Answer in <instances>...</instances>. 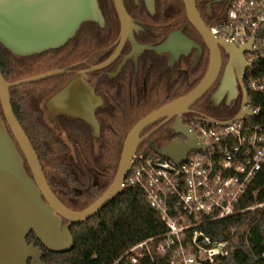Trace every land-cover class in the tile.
<instances>
[{
    "label": "trees",
    "instance_id": "16d2710c",
    "mask_svg": "<svg viewBox=\"0 0 264 264\" xmlns=\"http://www.w3.org/2000/svg\"><path fill=\"white\" fill-rule=\"evenodd\" d=\"M123 1L128 14L140 27L136 35L140 44L160 45L169 34L182 28L187 37L203 47V54L195 67V54L184 56L170 67L164 56L146 51L140 57L136 78L132 61L118 75L111 76L109 73L114 72L128 54L130 47L127 45L113 64L88 73L85 82L95 83L94 93L102 99L95 112L99 123L97 140L91 126L83 120L58 114L56 122H51L43 103L81 71L103 63L113 53L120 33L114 1L98 0L103 26L83 23L74 37L59 48L18 56L0 43V73L8 83L54 70L64 71L59 76L11 88L9 93L13 113L38 157L50 190L74 212L87 209L110 187L124 140L133 126L153 111L188 94L202 80L208 67L209 52L188 21L182 0H154L153 14L143 3L135 5L133 0ZM213 1L195 0L196 9L208 28L224 19L228 5L227 0ZM255 72H264V61L256 64ZM213 91L214 88L183 116L219 121L236 117L242 107V93L231 104L214 105ZM247 97L253 102L256 100L249 89ZM0 114L11 135L1 105ZM170 127L171 123L156 130L140 145L136 156L145 150L148 156H156L148 150V143L153 141L158 149L170 142L173 138ZM150 130L152 127L142 135ZM25 169L31 177L27 164ZM237 208L242 213L200 227L211 241L227 243L229 253L216 259L215 264H264V164L240 198ZM63 224L68 226L74 240L68 252H48L33 233L27 236V244L42 250L43 264H115L133 246L166 232L165 225L150 208L142 191L130 185H125L116 199L87 221L80 224L63 221ZM243 227V233L235 232L231 236L232 229ZM137 264H169V258L154 254L153 258L145 256Z\"/></svg>",
    "mask_w": 264,
    "mask_h": 264
},
{
    "label": "water",
    "instance_id": "95a60500",
    "mask_svg": "<svg viewBox=\"0 0 264 264\" xmlns=\"http://www.w3.org/2000/svg\"><path fill=\"white\" fill-rule=\"evenodd\" d=\"M113 1L120 21V38L111 57L104 63L92 67V71L112 63L126 41L131 44V52L123 59L114 75L121 71L129 59H133L137 67L139 56L145 51L156 54L168 53L169 65L192 49L197 50V59L200 57L201 48L180 31L169 35L159 46L138 44L133 32L140 30V27L126 11L123 0ZM182 1L188 21L209 51L205 75L188 94L153 111L133 126L124 140L112 184L101 197L81 212L66 208L50 190L38 157L18 123L10 103L11 88L59 76L64 71L54 70L14 83L6 82L0 73V105L11 132L10 135L0 114V264H43L42 250L34 244H27L26 238L30 233L35 235L48 252L70 251L74 240L63 221L69 224L83 223L120 195L138 147L149 135L141 137L142 133L157 122L161 121L153 131L174 120L171 130L175 135L182 136L185 142L174 140L160 149L151 142L148 148L156 155L180 164L185 161L190 151L200 149L201 146L195 135L189 127L180 123L179 117L209 92L218 81L222 70V51L231 59L235 56L242 66L238 81L241 82L243 92L242 106L246 105L248 99L242 84V75L247 68L244 53L250 51L251 43L236 47L233 43L216 38L201 19L195 0ZM221 1L223 0H215L213 3ZM144 2L148 11L153 14L154 0H144ZM86 22L104 25L98 0H0V43L18 56H31L59 48L71 40L80 26ZM85 73V71L80 72L52 93L45 99L43 106L51 122H56L58 114L85 121L92 127L97 140L99 124L94 112L99 98L94 96L92 86L79 82V78L82 79ZM232 80H234L232 67L228 65L219 82L220 97L226 95L228 86H231L232 91L235 92L234 84L229 85ZM234 97L235 93L227 96L226 104H229ZM245 115L250 114L243 108L236 118L241 119ZM142 155L146 156L147 152L144 151ZM25 164L31 172V177L25 169Z\"/></svg>",
    "mask_w": 264,
    "mask_h": 264
},
{
    "label": "built area",
    "instance_id": "2783aa9c",
    "mask_svg": "<svg viewBox=\"0 0 264 264\" xmlns=\"http://www.w3.org/2000/svg\"><path fill=\"white\" fill-rule=\"evenodd\" d=\"M209 30L237 47L251 43L243 86L256 100L247 97L241 107L250 115L189 120L185 126L201 148L180 164L158 155L133 158L123 187L142 191L166 232L133 246L115 264H137L154 254L167 256L169 264H215L229 253L227 243L211 241L200 227L242 213L239 200L264 164V72H255L264 61V0H228L224 19Z\"/></svg>",
    "mask_w": 264,
    "mask_h": 264
},
{
    "label": "flooded vegetation",
    "instance_id": "af4514ba",
    "mask_svg": "<svg viewBox=\"0 0 264 264\" xmlns=\"http://www.w3.org/2000/svg\"><path fill=\"white\" fill-rule=\"evenodd\" d=\"M215 1V0H214ZM213 1V2H214ZM224 1V0H223ZM228 1V0H227ZM133 2H134V4L135 5H139L140 3H143L144 5H145V2H144V0H133ZM222 2V1H221ZM123 3H124V1H123ZM218 3H220V2H218ZM125 6V5H124ZM145 7H146V5H145ZM146 9H147V7H146ZM148 10V9H147ZM127 11V10H126ZM131 17V16H130ZM133 19V18H132ZM120 22V21H119ZM135 22V21H134ZM177 31H180L187 39H189V40H191L192 42H194L198 47H200L201 48V54H200V57L197 59V50L196 49H192V50H190L189 52H187L186 54H184V55H181L176 61H174L173 62V64L175 63V62H177L178 60H180L181 58H183L184 56H190V55H193V54H195V60H194V63H193V67H195L196 65H197V63L199 62V60H200V58H201V56H202V54H203V47L202 46H200V44H197L195 41H193L192 39H190L189 37H187L185 34H184V32H183V29L182 28H180V29H178V30H176V31H174V32H177ZM140 32V30H137V31H134L133 32V37H134V39L136 40V35L138 34ZM174 32H172V33H174ZM171 33V34H172ZM171 34H169V35H171ZM168 35V36H169ZM167 36V37H168ZM167 37H166V39H167ZM119 38H120V33H119ZM165 39V40H166ZM118 41H119V39H118ZM118 41H117V43H118ZM136 42L138 43V44H140L137 40H136ZM165 42V41H164ZM163 42V43H164ZM129 46L130 47V50H129V52H128V54H126L122 59H121V61L119 62V64H118V66H117V68L115 69V71L114 72H112V73H109L111 76H116V75H118L122 70H123V68L126 66V64L129 62V61H132L133 62V65H134V71H135V78L137 77V74H138V65H139V60H140V57L142 56V54L144 53H142L140 56H139V59H138V63H137V67L135 66V62H134V60L133 59H129V60H127V62L125 63V65L123 66V68L121 69V71L118 73V74H116V75H114V73L117 71V69L119 68V66L121 65V63H122V61H123V59L127 56V55H129L130 54V52H131V44H130V42L129 41H126V43L124 44V46L122 47V49H121V51H120V53H119V55H118V57L112 62V63H110L108 66H110L111 64H113L119 57H120V55H121V52H122V50L124 49V47L125 46ZM141 45H145V44H141ZM161 45V44H160ZM116 46H117V44H116ZM149 46H152V45H149ZM157 46H159V45H157ZM206 47V46H205ZM237 47V46H236ZM116 48V47H115ZM207 49V48H206ZM114 51H115V49H114ZM113 51V52H114ZM146 52V51H145ZM150 52H152V51H150ZM209 52V51H208ZM155 53V52H154ZM113 54V53H112ZM111 54V55H112ZM111 55L105 60V61H107L110 57H111ZM159 55H162V56H164L166 59H167V64H168V66H170V67H172L173 66V64L172 65H169V63H168V60H169V54L168 53H162V54H159ZM244 59H245V63H246V53H244ZM104 61V62H105ZM103 62V63H104ZM102 64V63H101ZM100 65V64H99ZM228 65H230L231 67H232V77H233V79L234 80H232V81H230L229 82V85H233L234 84V87H235V92L234 91H232V87L231 86H228V90H227V93H226V95H224V96H219V94H218V92H219V82H220V79H221V77H222V75H223V73L225 72V69L227 68V66ZM247 65V64H246ZM108 66H106V67H108ZM94 67V66H93ZM106 67H104V68H106ZM92 68V67H91ZM91 68L90 69H88V70H85V74L82 76V79L81 78H79V82H84L85 84H88V85H90V86H92L93 87V93H94V88H95V83L94 84H89V83H86L85 82V80H84V77H86V75L88 74V73H90V72H94V71H99V70H102V69H104V68H101V69H99V70H94V71H92L91 70ZM245 71H246V69H245ZM245 71H244V73H243V75H242V84H243V80H244V76H245ZM82 72V71H81ZM241 72H242V66H241V64L239 63V61H238V59L234 56V58H230V56H228L227 54H225L223 51H222V70H221V74H220V77L218 78V81L213 85V87L212 88H214V91H213V93H212V95H211V98H212V103L214 104V105H219L220 103H222V102H225L226 103V100H227V96H229L230 94H232V93H235V97L233 98V100L229 103V104H231V103H233L235 100H237V98L239 97V94H240V92L242 93V97H243V92H242V88H241V82H239L238 81V77L240 76V74H241ZM99 77H102V74H100V76ZM75 78V77H74ZM71 81V80H70ZM143 85H144V82H143ZM59 90V89H58ZM94 96L95 97H97V98H99V102L97 103V105H96V108H95V112H96V109H97V107L101 104V101H102V99H101V97L100 96H97V95H95V93H94ZM242 101H243V98H242ZM216 102H218V103H216ZM95 112H94V114H95ZM73 118V117H72ZM95 118H96V116H95ZM196 118V117H195ZM197 118H201V117H197ZM76 119H78V118H76ZM191 119H193V118H190V119H186L183 115H181L180 117H179V120H180V123L181 124H183L184 126L186 125V123L189 121V120H191ZM97 120V119H96ZM85 122V121H84ZM97 122H98V120H97ZM160 122L161 121H159V122H157L156 124H154V125H152L151 127H152V130H150L147 134H144V135H141V137H144V136H147L148 134V136L147 137H145V139H143V141L141 142V144L145 141V140H147L156 130H158L160 127H162V126H164L165 124H169V123H171V127L173 126V123H174V120H170V121H168L167 123H165L164 125H162V126H160L158 129H156L155 131H153V129L155 128V127H157L159 124H160ZM88 124V123H87ZM99 124V123H98ZM89 125V124H88ZM171 127H170V130H171ZM92 128V127H91ZM93 130V129H92ZM172 131V130H171ZM93 134H94V132H93ZM143 134V133H142ZM172 136H173V138H172V140L170 141V142H172V141H174V140H181V141H183V142H185V139L182 137V136H179V135H175L173 132H172ZM96 139V138H95ZM153 143L154 145H155V147H156V144L153 142V141H150L149 143H148V145L150 144V143ZM170 142H167V143H165V144H162L161 146H160V148L161 147H163V146H165V145H167V144H169ZM140 144V145H141ZM140 145H139V147H140ZM139 147H138V149H139ZM160 148H158V149H160ZM148 150L149 151H151L149 148H148ZM138 151V150H137ZM146 152H147V155H148V151L147 150H145ZM153 152V151H152ZM154 153V152H153ZM136 154H137V152H136ZM136 154H135V156H136ZM134 156V157H135Z\"/></svg>",
    "mask_w": 264,
    "mask_h": 264
},
{
    "label": "rangeland",
    "instance_id": "374dc122",
    "mask_svg": "<svg viewBox=\"0 0 264 264\" xmlns=\"http://www.w3.org/2000/svg\"><path fill=\"white\" fill-rule=\"evenodd\" d=\"M243 231H244V227L243 228H240L239 230L232 229L231 230V236H233V234H235V232H237V233L239 232L241 234V233H243Z\"/></svg>",
    "mask_w": 264,
    "mask_h": 264
}]
</instances>
